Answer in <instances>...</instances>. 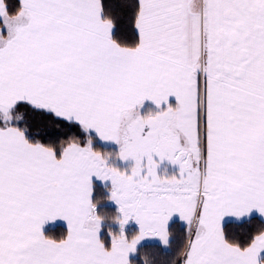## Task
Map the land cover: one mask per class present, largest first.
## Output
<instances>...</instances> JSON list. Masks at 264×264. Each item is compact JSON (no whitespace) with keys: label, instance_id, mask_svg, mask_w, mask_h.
Listing matches in <instances>:
<instances>
[{"label":"snow or ice","instance_id":"snow-or-ice-1","mask_svg":"<svg viewBox=\"0 0 264 264\" xmlns=\"http://www.w3.org/2000/svg\"><path fill=\"white\" fill-rule=\"evenodd\" d=\"M0 264H264V0H0Z\"/></svg>","mask_w":264,"mask_h":264},{"label":"trees","instance_id":"trees-1","mask_svg":"<svg viewBox=\"0 0 264 264\" xmlns=\"http://www.w3.org/2000/svg\"><path fill=\"white\" fill-rule=\"evenodd\" d=\"M110 210H114V208H111Z\"/></svg>","mask_w":264,"mask_h":264},{"label":"crops","instance_id":"crops-1","mask_svg":"<svg viewBox=\"0 0 264 264\" xmlns=\"http://www.w3.org/2000/svg\"><path fill=\"white\" fill-rule=\"evenodd\" d=\"M62 227V226H61Z\"/></svg>","mask_w":264,"mask_h":264}]
</instances>
